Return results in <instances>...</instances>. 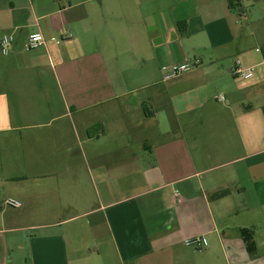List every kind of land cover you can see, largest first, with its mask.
<instances>
[{
	"label": "crops",
	"instance_id": "crops-1",
	"mask_svg": "<svg viewBox=\"0 0 264 264\" xmlns=\"http://www.w3.org/2000/svg\"><path fill=\"white\" fill-rule=\"evenodd\" d=\"M7 33L0 264H264V0H0Z\"/></svg>",
	"mask_w": 264,
	"mask_h": 264
},
{
	"label": "built area",
	"instance_id": "built-area-1",
	"mask_svg": "<svg viewBox=\"0 0 264 264\" xmlns=\"http://www.w3.org/2000/svg\"><path fill=\"white\" fill-rule=\"evenodd\" d=\"M15 43V36L13 34H4L0 38V51L8 55L10 54L12 47ZM46 44V38L41 31L33 32L29 35L28 39L25 42V47L27 50H33L42 45ZM193 68V65L187 62L179 63L171 67L169 73L166 75V79L174 78L184 72L189 71ZM234 73L241 78H250L253 73V68H243L241 61L237 60V65L234 68ZM217 98H224V96H216ZM179 195V193H177ZM0 206H10V207H21L22 202L15 197H8L0 202ZM189 246L195 248H203L208 245V238L204 235H198L193 238L187 239L185 242Z\"/></svg>",
	"mask_w": 264,
	"mask_h": 264
},
{
	"label": "trees",
	"instance_id": "trees-1",
	"mask_svg": "<svg viewBox=\"0 0 264 264\" xmlns=\"http://www.w3.org/2000/svg\"><path fill=\"white\" fill-rule=\"evenodd\" d=\"M242 231L249 251L254 252L256 248V243L254 240L253 231L249 229H243Z\"/></svg>",
	"mask_w": 264,
	"mask_h": 264
}]
</instances>
